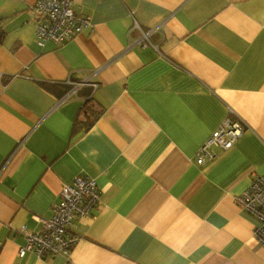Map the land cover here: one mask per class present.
<instances>
[{"label":"crops","instance_id":"crops-1","mask_svg":"<svg viewBox=\"0 0 264 264\" xmlns=\"http://www.w3.org/2000/svg\"><path fill=\"white\" fill-rule=\"evenodd\" d=\"M35 1L0 0V264H264L237 201L264 177V0H75L91 26L41 47ZM77 176L100 201L70 257H19Z\"/></svg>","mask_w":264,"mask_h":264},{"label":"built area","instance_id":"built-area-1","mask_svg":"<svg viewBox=\"0 0 264 264\" xmlns=\"http://www.w3.org/2000/svg\"><path fill=\"white\" fill-rule=\"evenodd\" d=\"M74 7L75 0L35 1L32 11L35 21L34 40L37 46L41 47L47 41L57 46L62 45L74 34L81 33L91 26L89 18L78 14ZM152 32L153 30L140 31V38L135 43L146 46ZM81 85L82 83H73L74 88ZM242 133L243 125L239 120L225 118L197 150L196 163L201 165L206 159H213V147L230 149ZM99 201L100 191L95 180L89 177L77 176L64 184L58 202L53 205L51 217H34L40 229L31 231L23 226L18 230L24 240L18 250V256L23 257L30 252L39 258L61 256L68 259L72 247L79 240L77 235L70 232L72 221L87 216ZM237 201L244 211L256 218L253 238L264 248V177H254Z\"/></svg>","mask_w":264,"mask_h":264},{"label":"trees","instance_id":"trees-1","mask_svg":"<svg viewBox=\"0 0 264 264\" xmlns=\"http://www.w3.org/2000/svg\"><path fill=\"white\" fill-rule=\"evenodd\" d=\"M2 36H1V34H0V38H1Z\"/></svg>","mask_w":264,"mask_h":264}]
</instances>
